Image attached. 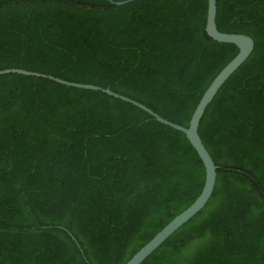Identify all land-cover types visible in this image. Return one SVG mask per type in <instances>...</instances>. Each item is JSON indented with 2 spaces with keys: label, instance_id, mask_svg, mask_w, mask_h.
<instances>
[{
  "label": "trees",
  "instance_id": "trees-1",
  "mask_svg": "<svg viewBox=\"0 0 264 264\" xmlns=\"http://www.w3.org/2000/svg\"><path fill=\"white\" fill-rule=\"evenodd\" d=\"M207 0H0V70L109 87L187 126L238 52ZM254 47L198 125L206 204L140 264H264V0H217ZM185 134L101 91L0 74V264H124L204 182Z\"/></svg>",
  "mask_w": 264,
  "mask_h": 264
},
{
  "label": "water",
  "instance_id": "water-1",
  "mask_svg": "<svg viewBox=\"0 0 264 264\" xmlns=\"http://www.w3.org/2000/svg\"><path fill=\"white\" fill-rule=\"evenodd\" d=\"M113 5H122L132 0H107ZM216 1L217 0H207V11L205 20V32L212 39L219 42L232 43L238 48L237 54L223 66V68L215 75L212 81L209 83L202 96L200 97L198 103L196 104L191 117L189 119L187 126H182L178 123L170 121L146 105L131 99L125 95L116 93L112 91L109 87H102L99 85L73 82L65 80L50 74H44L36 71L25 70L21 68H5L0 70V74L3 73H20L24 75L44 77L51 79L57 83L64 84L67 86L91 89L96 91H101L115 98H119L126 102H129L138 108L144 110L150 114L154 119L162 124H165L171 128L183 132L198 154L203 166H204V182L200 193L193 200V202L188 205L181 212L176 214L169 222H167L157 233L154 234L141 248H139L124 264H140L155 248H157L170 234H172L179 226L196 214L208 201L210 198L215 180H216V169L213 159L211 158L209 152L205 148L199 133L198 125L200 119L210 103L220 86L225 82V80L244 62V60L249 56L254 47L253 39L246 34L242 33H229L223 32L217 29L215 23L216 17Z\"/></svg>",
  "mask_w": 264,
  "mask_h": 264
}]
</instances>
